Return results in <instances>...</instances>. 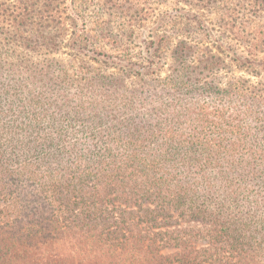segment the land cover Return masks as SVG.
Instances as JSON below:
<instances>
[{
  "label": "trees",
  "instance_id": "16d2710c",
  "mask_svg": "<svg viewBox=\"0 0 264 264\" xmlns=\"http://www.w3.org/2000/svg\"><path fill=\"white\" fill-rule=\"evenodd\" d=\"M224 29L257 82L194 89L187 66L167 94L68 93L49 69L0 55V203L12 207L0 211V264H264V30ZM193 53L180 43V60ZM210 58L204 70L219 65ZM165 210L203 228L153 239Z\"/></svg>",
  "mask_w": 264,
  "mask_h": 264
},
{
  "label": "rangeland",
  "instance_id": "374dc122",
  "mask_svg": "<svg viewBox=\"0 0 264 264\" xmlns=\"http://www.w3.org/2000/svg\"><path fill=\"white\" fill-rule=\"evenodd\" d=\"M245 1L0 0V55L18 70L49 69L68 93L91 89V84L127 90H141L148 84L167 94L174 82L180 87V68L187 66L184 80L194 89L205 87V82L226 89L233 77L255 83L244 69L236 68L238 55L245 57L239 45L223 35L232 24L264 30V7L254 14L243 7ZM260 36L264 44V34ZM181 42L194 51L183 60ZM209 53L219 65L204 70L199 61L211 59ZM73 123L77 128L81 120ZM0 211L11 216L12 207L0 203ZM161 217L162 227L151 228L153 223L147 228L153 239L160 231L165 238L167 234L180 238V232L186 237L203 228L180 211L165 210ZM198 248H204V243ZM175 251L165 248L162 254Z\"/></svg>",
  "mask_w": 264,
  "mask_h": 264
}]
</instances>
